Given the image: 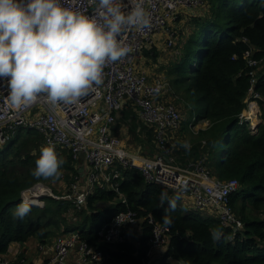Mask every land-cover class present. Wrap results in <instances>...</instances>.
Here are the masks:
<instances>
[{
  "label": "trees",
  "instance_id": "1",
  "mask_svg": "<svg viewBox=\"0 0 264 264\" xmlns=\"http://www.w3.org/2000/svg\"><path fill=\"white\" fill-rule=\"evenodd\" d=\"M187 20L190 29L187 26L180 29L183 37L178 43L180 54L164 68L168 82L165 97L173 99L181 116L180 127L169 135V145L182 165L205 158L206 166L216 178L239 180L240 187L232 196L231 205L243 227H224L210 213L195 208L187 210L179 195L165 190L168 199L176 203L171 211L167 202L160 205L159 193L163 188L145 181L141 170L117 165L121 172L118 191L98 185L81 209L69 199L47 197L44 207L32 206L27 217L16 219L12 213L22 202L25 189L44 181L56 193L70 191L81 165L69 150L55 148L58 157L65 161L60 177L55 180L33 177L39 150L45 146L44 138L36 131H20L7 146L0 147V261L13 242L29 243L37 238L47 243L55 235L77 231L109 254L106 264H145L151 236L147 221L140 224L141 236L127 238L124 243H104L97 235L116 214L130 207L138 210L140 216L151 214L163 224L166 209L170 211L169 245L157 264H264V123L256 133L239 123L250 87L251 69L244 52L252 47L253 57L264 59V0H207L203 16ZM156 51L155 47H146L143 54L150 57ZM153 60H157L156 56ZM256 91L264 97V61ZM196 92L201 93L202 107L198 110L192 107L184 120L185 103H176V96L190 97ZM122 113V120L117 117L112 129L119 137L125 136L121 129H128L131 145L136 132L132 129H139L140 125L138 114L131 103ZM194 114L208 119L210 124L193 134L188 142L190 151H186L180 146L184 140L181 136L185 138L182 133H191L189 123ZM148 129L146 144L152 149L151 155L161 154L154 128ZM142 155L149 156L150 152ZM215 233L220 234L219 239L214 237ZM24 261V253H19L12 264Z\"/></svg>",
  "mask_w": 264,
  "mask_h": 264
},
{
  "label": "built area",
  "instance_id": "2",
  "mask_svg": "<svg viewBox=\"0 0 264 264\" xmlns=\"http://www.w3.org/2000/svg\"><path fill=\"white\" fill-rule=\"evenodd\" d=\"M62 2L65 6L92 14L91 0ZM144 6L150 14V27L143 31L129 29L122 34L120 39L131 51L119 61L107 63L103 70L104 83L77 104L53 107L41 96L33 104L17 109L7 99V81L0 80V146L12 141L18 132L32 130L43 136L45 146L69 150L76 161H81L79 168L84 167L83 173L74 176L68 194L55 195L51 186L36 182L22 192L21 200L31 202L32 206L44 207L47 197L69 199L81 209L96 186L119 190L121 172L116 165L133 167L141 170L148 183L179 195L182 200L189 199L197 211H207L222 226L241 229L244 223L231 205V198L240 187L239 180L216 178L206 166L205 158L187 165L174 160L169 135L180 127V113L176 105L165 97L168 82L161 77L152 79L139 62L143 50L154 47L158 40L164 42L165 53L174 55V58L178 56L183 20L203 16L207 0H144ZM122 7L128 10L127 0H124ZM245 41L248 42V39ZM244 57L251 69L250 87L246 98L247 108L240 114L239 123L248 125L256 133L257 123H264L261 120L264 97L256 91L259 69L264 59L254 58L252 47L244 52ZM170 92L173 95L172 88ZM129 101L138 108L143 123L154 128L161 154L144 156L139 147L131 149L124 139L114 133L113 124ZM209 123L207 119L194 116L189 126L200 129V124L208 126ZM143 221H147L151 228L148 257H152L156 250L168 247L170 227L151 214L140 216L138 210L127 207L116 214L97 235L104 243H124L128 236H133V233L130 234L132 230L141 229ZM41 246L43 253L44 250L51 252L48 264H69L70 261L77 264H106L109 260L108 253L91 244L77 231L57 235L51 246ZM18 254L10 258L11 263L1 260L0 264H12Z\"/></svg>",
  "mask_w": 264,
  "mask_h": 264
},
{
  "label": "clouds",
  "instance_id": "3",
  "mask_svg": "<svg viewBox=\"0 0 264 264\" xmlns=\"http://www.w3.org/2000/svg\"><path fill=\"white\" fill-rule=\"evenodd\" d=\"M127 2L125 11L124 0H91L93 11L89 14L65 6L62 0H0V80L7 81L10 105L19 109L44 96L53 107L72 106L99 88L106 64L131 51L120 39L122 34L150 27L144 0ZM180 146L190 151L188 142ZM64 163L53 146H42L31 175L58 179ZM159 202L161 206L167 202L171 211L176 208L163 189ZM169 209L163 217L166 225L172 223ZM31 210V202L23 201L12 215L23 220ZM219 235L214 237L219 239Z\"/></svg>",
  "mask_w": 264,
  "mask_h": 264
},
{
  "label": "rangeland",
  "instance_id": "4",
  "mask_svg": "<svg viewBox=\"0 0 264 264\" xmlns=\"http://www.w3.org/2000/svg\"><path fill=\"white\" fill-rule=\"evenodd\" d=\"M182 23H183L182 28H184L185 26H187V30L190 29V26H188V20L187 19H184ZM182 32H183V34L185 33L184 30ZM181 41L183 42V40H181ZM141 59L143 61V56H142ZM141 59L139 61L140 62V65L142 64ZM152 60H153V57H152ZM262 61H263V59H262ZM153 62H154V60H153ZM146 66L148 68V64H146ZM188 96L189 95L184 96L183 94H177V96H176V98H177L176 103L183 102V103L186 104V105L183 104V108H182V115H183V119L184 120L186 119V116L191 111L192 107L195 110L201 109V107H202V100H201V93L200 92H196L193 96H190V97H188ZM169 100L172 101V102H174L172 98H169ZM260 105H261V108H262V104L261 103H260ZM262 111L264 112L263 108H262ZM261 120L262 121L264 120V115L261 117ZM138 123H141V121L138 120ZM257 124H258V127H257V130H258L259 127L261 126V123L260 124L257 123ZM208 126H202L201 128H204L205 129ZM132 130L136 131V129H132ZM190 130L192 131L191 133H187V134H186V132L182 133V135H185V138H184V136H181V138L184 139V140H182V142H185V141L186 142H189L190 139L193 138V136H194L193 134L197 135L198 132L200 131V129H191V128H190ZM134 136H135V138H134L135 141L131 143V146L133 148L139 147L141 149V151L144 152V153H148L149 151L152 150L151 147L148 144H146L142 138L139 137V135H138L139 138H136V132H135V135ZM127 145H130L129 141H127ZM0 147H5V145H2ZM174 160L176 161V157H174ZM87 168L89 169L88 166H87ZM40 182L45 183L44 181H40ZM51 188L53 189L52 186H51ZM69 192L70 191H68V190H65L64 193H56L54 191L55 195H58V196L59 195L68 194ZM189 202H190L189 199H185L184 198V200H182V204L186 207L187 210H193L194 207H192V205ZM203 212H205L206 214L208 213L207 211H203ZM135 231L136 232H139V231H141V229L136 228V229H134V231L132 230L130 232V234L134 233ZM130 238L131 237L128 236V239H130ZM31 241L32 240H30L29 242L31 243ZM25 244L26 243H20V244H16L15 247L14 246L10 247L8 249V252L2 255V258H1L2 262L11 263V259L10 258L11 257H14L18 253L22 252V253H24V257H25V261L22 262V264H29L30 262L33 263V264H35L36 263L35 260L38 259L39 257H40V260L38 259V264H48L47 263V259H45L44 257H50V250H44L45 255L43 257H41V252H42L43 246H41V249L37 248V251L39 252V254L36 252V255H35L32 251L30 252L31 247L30 246H24ZM153 262H154V256H152V258L150 259V261L147 264H152Z\"/></svg>",
  "mask_w": 264,
  "mask_h": 264
},
{
  "label": "crops",
  "instance_id": "5",
  "mask_svg": "<svg viewBox=\"0 0 264 264\" xmlns=\"http://www.w3.org/2000/svg\"><path fill=\"white\" fill-rule=\"evenodd\" d=\"M182 38L183 37L181 36V39ZM178 43H179V41H178ZM154 47L156 48L157 51H156V55H152V56H153V58L156 56L157 60H154V62H153L152 56L148 57V56H145L143 54L142 55L143 56V61L141 59L142 65H143V67H145L148 70L149 75H150V77L152 79H155L156 77H161V78H163L165 80L164 68L167 67V64L169 63L170 60L174 59V55H172L170 53H165V51H163V50H165V47H164V42L162 40H158L157 44ZM146 64H148V68H147ZM130 103H131V101H129L128 104H130ZM135 108H136V111H137V114H138V117H139L138 108L136 106H135ZM122 115H123V113H122V111H120L118 119L122 120V118H121ZM139 120L141 121V123L139 125V129H136V138H138V135H139V137L142 138L144 140V142L146 143L147 132H148V130H149L148 128L150 126H148L145 123H143V121L141 120L140 117H139ZM199 127L201 129V127H202L201 124L199 125ZM127 130L128 129H121L120 130L122 132V134L125 135V136H123L121 138L124 139V142H126V144H127V141H129V139L131 137L130 133H128ZM145 137H146V139H145ZM127 146L132 147L131 145H127ZM151 151H149L150 155H151ZM84 179H85V177H84ZM141 235H142V231H139V232L135 231L133 233V236H141ZM55 236H53L52 239L50 241H48L47 243H41L37 238H33L31 243L30 242L26 243L24 246H30L31 247L30 252L32 251L36 255V252L39 254V252L37 251V248H39L41 245L51 246L55 242ZM133 236H131V237H133ZM16 244H20V242H13L10 247H12V246L15 247ZM165 251H166V249L156 250L154 252V254H153L154 262L152 264H157L162 259V257L164 256ZM44 255H45V253L41 252V257H43ZM50 255H51V252H50ZM44 258L48 259V257H44ZM38 259L40 260V257ZM38 259L35 260L36 261L35 264H38ZM69 264H77V263H76V261L75 262L74 261H70Z\"/></svg>",
  "mask_w": 264,
  "mask_h": 264
},
{
  "label": "water",
  "instance_id": "6",
  "mask_svg": "<svg viewBox=\"0 0 264 264\" xmlns=\"http://www.w3.org/2000/svg\"><path fill=\"white\" fill-rule=\"evenodd\" d=\"M79 172H80V173H83V172H84V167H80V168H79Z\"/></svg>",
  "mask_w": 264,
  "mask_h": 264
}]
</instances>
